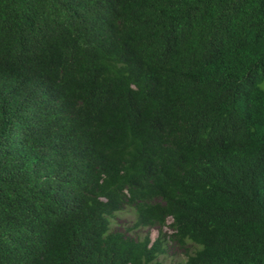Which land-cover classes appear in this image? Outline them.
<instances>
[{
  "label": "trees",
  "instance_id": "trees-1",
  "mask_svg": "<svg viewBox=\"0 0 264 264\" xmlns=\"http://www.w3.org/2000/svg\"><path fill=\"white\" fill-rule=\"evenodd\" d=\"M168 219L264 264V0H0V264H161Z\"/></svg>",
  "mask_w": 264,
  "mask_h": 264
},
{
  "label": "rangeland",
  "instance_id": "rangeland-1",
  "mask_svg": "<svg viewBox=\"0 0 264 264\" xmlns=\"http://www.w3.org/2000/svg\"><path fill=\"white\" fill-rule=\"evenodd\" d=\"M135 221V212L131 206H124L122 210L116 212L111 218V230H122L127 234L134 235L135 230H132ZM171 219H168L167 224L161 229L158 227H145L137 230L141 234L149 233L154 240L161 231L165 238V251L159 256L161 264H187L188 254L194 252L198 247L193 242L188 241L184 246L178 244L172 237L173 230L170 227Z\"/></svg>",
  "mask_w": 264,
  "mask_h": 264
}]
</instances>
